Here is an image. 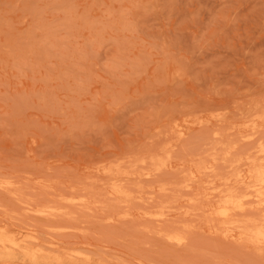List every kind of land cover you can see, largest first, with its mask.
Returning <instances> with one entry per match:
<instances>
[{
  "label": "rangeland",
  "instance_id": "rangeland-1",
  "mask_svg": "<svg viewBox=\"0 0 264 264\" xmlns=\"http://www.w3.org/2000/svg\"><path fill=\"white\" fill-rule=\"evenodd\" d=\"M260 163L264 0H0V264H264Z\"/></svg>",
  "mask_w": 264,
  "mask_h": 264
},
{
  "label": "bare ground",
  "instance_id": "bare-ground-1",
  "mask_svg": "<svg viewBox=\"0 0 264 264\" xmlns=\"http://www.w3.org/2000/svg\"><path fill=\"white\" fill-rule=\"evenodd\" d=\"M248 173H251L252 177L254 178L253 186L258 191H259L260 187H264V164L263 163L253 165V167L248 170ZM234 198H235V196L233 197V194L230 193L227 196L226 200L224 201V203H225L224 206L223 207L221 206L218 213L219 214L220 213L225 214V210L227 209V206L234 203V201H235ZM263 225H264V216H263L262 221H261V226H263ZM261 226L255 228V229L252 228V229L248 230L251 233V236H250L251 239H253L255 241H258L259 239H264V229ZM172 237H175V236H172ZM5 243H6V239H4V237L3 238L0 237V246H2V247H3V245L5 246L6 245Z\"/></svg>",
  "mask_w": 264,
  "mask_h": 264
}]
</instances>
